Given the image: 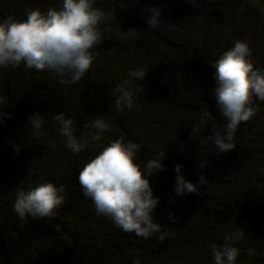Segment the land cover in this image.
Returning <instances> with one entry per match:
<instances>
[{"label":"trees","instance_id":"obj_1","mask_svg":"<svg viewBox=\"0 0 264 264\" xmlns=\"http://www.w3.org/2000/svg\"><path fill=\"white\" fill-rule=\"evenodd\" d=\"M153 3L163 8L162 19L148 28L144 9ZM59 6L60 0H0V18ZM94 6L109 15L80 81L61 83L54 73L23 63L0 69L8 113L0 117V264H213L210 244H222L237 227L244 235L235 264H264V101L254 98L255 115L238 125L235 147L220 155L197 119L207 108L218 126L223 123L211 95L212 61L235 40L248 43L254 67L264 66V0H95ZM139 66L147 67L145 76L125 87L140 91L131 108L117 111L115 86ZM61 111L73 117L77 134L87 132L84 123L96 115L108 118L103 145L120 136L138 143L141 167L164 151L163 168L149 184L160 198L153 219L169 236L138 237L96 214L76 175L103 145L90 141L73 154L52 119ZM33 112L45 120L38 135L26 120ZM177 163L193 183L203 172L199 194L173 192ZM45 181L65 186L64 204L52 217H17V188Z\"/></svg>","mask_w":264,"mask_h":264},{"label":"clouds","instance_id":"obj_2","mask_svg":"<svg viewBox=\"0 0 264 264\" xmlns=\"http://www.w3.org/2000/svg\"><path fill=\"white\" fill-rule=\"evenodd\" d=\"M184 2L193 5L195 0ZM94 5L95 0H60L59 7H49L45 11L26 8L21 19L12 15L0 18V69L23 63L26 68L54 73L61 83L75 84L80 81L95 59L93 49L103 38L100 25L109 15ZM144 10L148 13L144 17L148 28L158 27L163 8L153 3ZM260 14L264 16V6ZM250 57L248 43L237 39L212 61L215 71L211 95L223 123L218 126L216 118L207 108L200 112L197 119L201 127H208V139L215 146L217 155L235 147L234 134L238 125L255 115L254 98L264 101V66L254 67ZM146 70L145 66L129 70V79L115 86L117 111L132 107L134 94L140 88L133 90L125 85L132 79L141 80ZM5 103L6 97L0 95V117L8 115ZM52 119L59 125L58 132L64 138L65 147L73 154L85 148L90 141H100L103 145L102 134L111 127L108 118L96 115L90 123H84L83 128L88 131L77 134L72 116H66L61 111L53 114ZM26 120L38 135L45 122L42 115L33 112L27 114ZM196 130L192 128L190 135ZM12 147L19 151L18 146ZM139 149L138 143L123 136L110 140L79 169L76 180L82 195L91 199L97 215L108 217L124 232L145 239L155 234L157 239L163 240L170 232L153 219V211L160 198L153 195L149 177L162 170L165 153L162 151L158 157L148 159L141 167L135 162ZM181 169L180 163L173 166L176 173L173 192L178 196L199 194L198 185L206 184L203 172H199L198 179L193 183L184 178ZM65 201V186L45 181L17 188L12 211L20 219L52 217L54 210ZM169 219H175L171 211ZM243 235L242 229L237 227L224 235L222 244L211 243L213 264H235L240 251L236 244Z\"/></svg>","mask_w":264,"mask_h":264}]
</instances>
